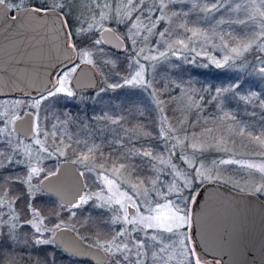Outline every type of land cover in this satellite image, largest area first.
Segmentation results:
<instances>
[{"label": "rangeland", "instance_id": "obj_1", "mask_svg": "<svg viewBox=\"0 0 264 264\" xmlns=\"http://www.w3.org/2000/svg\"><path fill=\"white\" fill-rule=\"evenodd\" d=\"M48 1L52 6L53 0ZM69 1L71 0H61L64 3L62 12L64 15H69L75 23L73 36L78 38L86 35L90 39L85 46H80L77 50L75 61L57 75L56 82L64 76L70 66H76L77 62L91 59L94 65L97 50H102L107 45L104 42L93 45V41L101 39L98 35L101 29L105 27L114 29L124 40L123 48L118 51H122L128 61V70L122 75V82L125 77L130 78L140 70L135 63L139 60L145 68V81L151 85V87H144L147 88L153 103L160 136L157 155L152 156L153 172L147 176V182L137 181L129 172L121 168L123 162L99 163L93 160V156L86 153L88 146H80L81 148L75 144L71 146L69 143L72 141V136L67 132L64 121L57 123L56 126H48L43 120V115L39 111L41 95L33 99L0 98L1 138L9 146L10 157L24 162L27 168L24 181H27V174L33 167L42 169L44 172L39 178H32L31 188L28 183H24L31 195L41 192L39 180L49 173L47 170H51L43 171L42 164L45 159L51 160L54 167L52 170H54L59 161L68 160V154L79 150V161L69 160L74 162L81 171L85 181L84 192L91 195L92 198L89 200H94L100 206L103 205L104 215H107L106 225L119 226L120 231L125 228L128 230L126 235L117 237L115 241L112 236L94 243L106 250L110 248L111 252H108L114 259H118V264H132L137 259H140L142 264H189L187 248L193 246L188 235V227L191 225L193 202H189L187 197L191 195L194 201L203 183L218 182L238 191L256 194L264 201V193L253 191L254 185L264 184V171H262L264 169V125L256 122L234 123L229 119L233 117L224 113L225 111L218 114L208 113L202 106V96L200 99L195 97L188 88L184 90L180 86L176 92H172L173 95L164 96L167 90L162 92L154 85L155 70L159 64H168L171 55L189 54L193 58L206 60L211 64H213L211 58L222 61L225 56H230L232 59L226 67L235 70V73L240 76H243L242 73L249 74V78L258 80L257 85L264 86V73L259 71L261 67H264V15H262L264 3L262 0H173L172 3L164 0L168 4L165 9L167 18L156 24L149 33L147 29L151 27L155 18L165 14L158 10L148 11L154 8L159 0H145V3L141 5L144 11H132L128 0H72L71 4ZM27 2L31 0H23V4ZM173 13L179 15H173ZM102 15L107 19L102 20ZM137 16L140 17L139 20L136 19ZM148 16L152 17V21H149ZM133 23L136 25L135 28ZM186 28L194 30L196 35H193L192 31H186ZM165 29L167 33L161 36L160 33ZM180 40L184 41L186 47L176 45V42ZM244 45L249 46L248 50L242 51L240 55L231 52L232 48L243 49ZM141 49H144V55L159 57V54L163 52L165 56L155 61L145 60L139 55ZM82 51H86L88 55L80 57ZM247 53H252L254 60H251ZM104 59L106 61V57L101 56L100 61L103 62L100 64L101 70L95 68L106 87L109 88L113 84L115 75L107 71ZM162 89L167 88L162 87ZM51 90L55 91L54 87ZM233 92L240 94L238 90ZM73 93L71 97L77 103L82 102L86 97L82 93ZM253 93L256 94L254 98L260 101L261 94L254 91ZM25 111H31L34 114L35 135L28 140L13 128L14 119ZM251 125L255 128L252 129L254 131L249 132L247 128ZM129 147L134 155L142 151L138 144H132ZM222 160L234 162L221 164ZM188 161L194 162L192 167H189ZM172 165L176 167L173 168ZM196 168L203 171L205 176L211 175L213 179H204L203 182L193 179L192 188L185 189L179 194L169 193V199L176 200L181 208H184L187 202L189 220L179 233L148 229L139 223L140 217L148 215V204L143 203L145 199L150 201L158 199L157 191H165L167 187L177 183L183 185L187 182L183 173H191V176H195ZM113 169L117 171L113 172ZM178 173L181 174L178 175ZM106 178L115 183L107 184ZM86 180L89 181V186ZM153 188L155 191L152 190ZM181 195L183 199L180 198ZM129 198L140 206L139 213L132 207ZM125 210L129 220L135 218L137 223H124ZM174 211V209H165L164 215L169 216ZM16 216L11 199L6 194L0 193V221H7L6 224L0 223V230L4 226L8 229L13 225L16 226ZM118 217L120 222L114 223L113 221ZM30 221H32L31 226L36 223L33 217ZM88 221L93 224L91 217H88ZM32 228L35 230L33 226ZM47 228L53 229L52 226ZM24 230L22 251L37 245L34 232H29L28 226H24ZM48 233L45 239L51 240L52 232ZM111 233L113 232L109 234ZM141 242L143 247L136 249L135 245ZM155 242L157 248H155ZM124 243L128 244V250L117 251V246L122 248ZM137 251L141 253L139 257L136 256ZM124 256H128L129 261L125 262Z\"/></svg>", "mask_w": 264, "mask_h": 264}, {"label": "trees", "instance_id": "obj_2", "mask_svg": "<svg viewBox=\"0 0 264 264\" xmlns=\"http://www.w3.org/2000/svg\"><path fill=\"white\" fill-rule=\"evenodd\" d=\"M69 2L71 4L72 0ZM70 26L73 27L74 24ZM72 33L74 34V30ZM89 39L86 35H82L78 38L74 37V42L80 48V46H85ZM103 48L97 50V55L94 56V66L100 71V64L103 63L100 58L101 56L106 57L104 61L107 71L115 75L112 85H123L122 75L128 70L126 56L122 51L107 46ZM246 55L254 60L252 53ZM156 68L154 85L162 92L167 90L164 96L173 95L172 92H176L180 86L184 90L188 88L195 97L200 99L202 96V106L208 113L218 114L225 111L224 113L233 117L229 119L234 123L253 124L252 122H256L264 125V108H262L264 86L257 85L258 80L249 78V74L242 73L243 76H240L233 69L217 68L206 60L193 58L189 54L171 55L168 64L162 63ZM235 84L239 87L233 89L232 86ZM107 87L102 80L100 90L94 93H84L86 97L80 103L74 102L73 97L61 93L53 95L40 102L39 111L48 126H56L57 123L64 121L67 132L72 136V141L69 143L71 146L74 144L78 148L88 146L86 153L93 156V160L99 163L123 162V169L126 172H129L137 181L147 182V176L153 172V162L152 157H145L142 153L150 151L152 156L157 155L160 142L150 94L147 88L141 85ZM162 87L167 89H162ZM217 89L225 91L218 96ZM233 90H238L240 94H235ZM253 91L261 94L259 95L260 101L252 96ZM243 97H249V99H243ZM105 116L108 119H104ZM113 121H118V123H113ZM253 128L255 127L251 125L247 131H254ZM132 144H138L142 150L140 154L134 155L131 152L129 145ZM76 151L68 154L67 158L78 162L79 150ZM9 153V146L0 135V155L10 157ZM14 161L19 160L14 158ZM4 164L5 167L0 168V184L3 185L0 193L6 194L11 199L17 214V224L9 229L5 226L1 227L0 264H24L26 255L22 251V232L25 231L23 220L28 211L26 207L28 191L25 184L19 181L24 179L27 168L23 163H10L7 159ZM42 168L43 171L51 169L47 170L49 172L54 167L52 163L44 161ZM41 174L44 172L41 171ZM86 184L89 186L88 180ZM32 203L38 205L43 201L34 200ZM104 212L105 209L102 206L96 204L94 200H89L73 216L76 229L91 235L100 234L101 228L107 224V215H104ZM88 217H91L93 224H90ZM41 252L37 247L29 249L27 254L29 264H36Z\"/></svg>", "mask_w": 264, "mask_h": 264}, {"label": "water", "instance_id": "obj_3", "mask_svg": "<svg viewBox=\"0 0 264 264\" xmlns=\"http://www.w3.org/2000/svg\"><path fill=\"white\" fill-rule=\"evenodd\" d=\"M3 8L5 6H0V96L44 92L53 84L55 72L72 57V51L64 46L58 54L48 53L53 50L52 32L30 29V25L12 21L6 17ZM24 10H20V15L27 12ZM53 15L62 20L61 15ZM37 18V15L29 16L30 22L40 20L42 16ZM99 35L114 50L124 46L123 38L112 28L101 29ZM42 38L51 43L43 49L40 47ZM69 82L77 91L96 90L101 85L98 72L86 61L77 65ZM33 119V112L26 111L14 119L13 127L29 139L34 135ZM45 177L41 180V188L56 193L64 202L67 201L64 196L71 191L68 187H74L80 194L85 186L81 171L70 160L61 161L56 171ZM191 210V238L195 249L219 258V264H264V201L256 194L218 182H205L200 186ZM62 230L71 232L70 238L76 244L72 250L75 255L96 262L106 261V255L99 247L84 244L68 229H59L57 234Z\"/></svg>", "mask_w": 264, "mask_h": 264}, {"label": "snow or ice", "instance_id": "obj_4", "mask_svg": "<svg viewBox=\"0 0 264 264\" xmlns=\"http://www.w3.org/2000/svg\"><path fill=\"white\" fill-rule=\"evenodd\" d=\"M172 2H173V0H168V3H172ZM144 3H145V0H128V5L132 9V11H144V9L141 7V5H143ZM262 3H264V0H262ZM22 4H23V0H18V2H17V0H0V6H5L10 11L17 10ZM167 7H168V4L165 3L164 0H159V2L154 6V8L148 9V11L158 10L161 13H165V9H167ZM213 7H215V5ZM63 8H64V3L61 2V0H53L52 7L50 9H45V13H47L48 11L61 12V11H63ZM205 10H208V9H205ZM32 11L37 12L38 9L33 8ZM173 15H179V14L173 13ZM262 15H264V13H262ZM13 18H15V17H13ZM166 18H167L166 13L164 15L157 16L155 18V21L151 24V27L148 28L147 31L149 33H151L152 28H155L156 24L161 23ZM101 19L102 20L107 19V17L102 15ZM136 19L139 20L140 17L137 16ZM148 19H149V21H152L151 16H148ZM121 22H123V21H121ZM135 27H136V25H135V23H133V28H135ZM185 30L186 31H192L193 35H196V32L192 29L186 28ZM166 33H167V29H165L164 32H161L160 35L164 36ZM133 42L135 43V41H133ZM102 43H103L102 39H97V40L93 41V45H100ZM176 45H178L179 47H186L183 40L177 41ZM170 47H174V46L170 45ZM248 47H249L248 45H244L243 49L234 47L231 49V52L235 53L236 55H240L242 51H247ZM87 55H88V53L86 51H82L80 53V57H84ZM139 55L143 56V58L145 60L155 61L159 58H163L165 56V53L161 52L159 54V57L154 56V55H144V49H141L139 52ZM230 59H232V57H230V56H225L222 61L216 60L215 58H211V62L213 64H215V66L217 68H224L228 65ZM86 62L89 64H93V61L91 59H88ZM135 63L139 67L140 70L137 71L130 78L125 77L123 85L115 84V85H112L111 87L119 88L122 86H136V85L151 87V85L149 83H146V81H145L144 65L140 64L139 60H136ZM75 71H76V66H70L68 68V71H66L64 73V76L62 78H59L57 80L56 84L53 86L55 91L49 90L46 95L41 94L40 100L47 99V98H49L53 95L59 94V93L66 94L69 97L73 96L74 93L71 90V87L69 86L70 82L68 81V77L72 73H74ZM259 71L261 73H264V67H261L259 69ZM238 87H239V85H233L232 86L233 89L238 88ZM223 91H225V90L217 89V95L218 96L221 95ZM255 95H256L255 93H252V96H255ZM243 99H249V97H243ZM38 103H39V100H38ZM159 103H162V102H159ZM262 106H264V104H262ZM103 118L108 119V117H106V116ZM113 123H118V121H113ZM193 147H195V146H193ZM138 154H140V153H138ZM142 155L145 157H152V153L150 151H145L142 153ZM6 159L10 163L11 162L24 163L23 161H14V158H12V157L0 155V168L5 167L4 161ZM233 162L234 161H224V160L220 161L221 164L233 163ZM193 163H194L193 161H188L189 167H192ZM123 167L124 166L121 165V168H123ZM172 167L175 168L176 166L172 165ZM41 171H42V169H38V168L33 167L31 169V171L28 172V174H27V177H28L27 181L21 180L19 182L28 183L29 187L31 188L30 182H31L32 178L40 176ZM115 171H117V170L113 169V172H115ZM194 171H195V176H191V173H183V175L185 176V179L187 181L183 185L177 183L174 186L167 187L165 191H157L156 195H157L158 199H155L152 201L145 199L143 201V203L148 204V209H147L148 215L140 217L139 223L145 225V227L148 229H157V230L164 231L167 233H173V232L179 233L180 230L185 226V224L189 220L188 212H187V204L184 205V208H181L176 200L169 199V193L179 194V193H182L185 189L192 188V180L193 179H198L201 182H203L204 179H213V177L211 175L205 176L204 172L201 171L199 168L194 169ZM262 171H264V169H262ZM180 174L181 173H178V175H180ZM189 177H191V178L189 179ZM45 178H47V177H45ZM9 179H11V178H9ZM106 182H107V184H110V185L115 183L112 180H107V178H106ZM2 189H3V185L0 184V190H2ZM152 190L155 191V188H153ZM253 191L257 192V193H264V184L254 185ZM91 198H92L91 195L85 191L83 194H81L79 196L77 202L72 204L69 207V210H71L72 208L81 207L82 205L86 204L88 202V200ZM180 198L183 199L184 197L181 195ZM187 200L189 202H193V197L191 195H189L187 197ZM129 201L132 204V207H134L136 209V212L139 213L141 210L140 206L137 205L135 203V201H131L130 198H129ZM117 203H119V201H117ZM101 206H103V205H101ZM30 208H31V206H30ZM165 209H174L175 211L172 212L169 216H165L164 215ZM31 212H32L33 220L36 221V223L33 224L32 226L35 228V232L38 234L35 238V243L38 245L54 243L53 240L41 238L42 234H43V232H50L51 233V232H54L56 230H59L62 227L63 222H61L60 224L54 225L53 229H49L46 226H43L45 217H43L38 210H36L35 208H31ZM123 221L126 224L137 223V220L135 218H133L132 220H129L127 210H125ZM113 222L114 223L120 222V218L118 217L117 220H115ZM0 223L6 224L7 221H0ZM28 223L31 224L32 221H28ZM13 227H15V225H13ZM133 231H135V229H133ZM127 232H128L127 228L123 229V231L117 232L116 235L113 236V241H115V239L117 237L126 235ZM142 247H143L142 242L137 243L135 245L136 249H140ZM107 250L109 252H111L110 248ZM126 250H128V244L127 243H124L122 248L119 245L117 246V251L124 252ZM187 252L189 253V264H201V258L196 256L193 248L188 247ZM140 255H141V253L139 251H137L136 256L139 257ZM123 260L125 262H127V261H129V257L124 256ZM52 264H55V258L54 257H53ZM132 264H142V262L140 259H137L136 261L132 262ZM204 264H207V261H205Z\"/></svg>", "mask_w": 264, "mask_h": 264}, {"label": "flooded vegetation", "instance_id": "obj_5", "mask_svg": "<svg viewBox=\"0 0 264 264\" xmlns=\"http://www.w3.org/2000/svg\"><path fill=\"white\" fill-rule=\"evenodd\" d=\"M49 4L50 3L48 0H42L41 2H39L38 0H31V2H27L25 4H22L15 11H10L7 7H5L6 11L4 8L3 9L6 13V17L8 19H11L12 21L18 22V23L26 25V26L30 25V29L37 28L39 30H45L46 29V30L51 31L53 34L52 39L54 40L52 43L53 50H49L48 53L50 51H54L58 54L59 52H61L62 49H64V46H65V47H68L72 51L71 52L72 57L70 59H68V61H65L60 66V68L55 72V74L53 75V81H54L53 84L48 89H46L44 92H38L36 94H17V95H9V96H0V98H10V97L14 98L15 97V98L33 99L34 97H37L41 94H45L49 90H51V88H53V86L56 84V77L61 72V70L66 68L67 66H69L70 64H72L75 61V58L77 55V50H79V48L77 47V45L74 42V36L72 33V30L75 29V26H73V27L70 26V24H75V23L72 21L73 19L71 17L64 15L62 11L61 12L48 11L47 13H45V9H50L52 7ZM33 8L38 9V11L37 12L32 11ZM21 9H25L24 11L27 10V12L20 15ZM53 13H57L58 15H61L62 20H59V18H56L53 15ZM30 15H33V16L37 15L38 16L37 19H39V16H42V19L30 22L31 21V20H29ZM21 16H23V17L21 18ZM13 17H15V18H13ZM65 40H66V43H65ZM50 44L51 43L48 44L46 42V40L44 38H42V42H41L40 47L43 49L44 46H49ZM50 55L54 56L55 54L50 53ZM77 63L79 64L80 62H77ZM77 65H76V67H77ZM93 67L95 68L94 65H93ZM96 71H97V69H96ZM72 74H71V76H72ZM98 74H99V72H98ZM71 76H70V78H71ZM99 76H100V74H99ZM100 79H101V85L96 90L77 91V90H74L71 87V85H70V87L72 88L73 92L82 93V94L94 93V92L99 91L101 86H102V78L100 77ZM69 81H70V79H69ZM33 121H34V119H33ZM33 130H34V122H33ZM17 133L19 135H21L22 137H24L19 132H17ZM34 135H35V130H34ZM34 135L31 138H33ZM31 138H29V139H31ZM25 139H27V138H25ZM45 162L51 163V160L49 158H47V159H45ZM60 162L61 161L58 162V164L54 170L49 171V173L45 174L39 180V187H40L41 192H37L33 195H31L28 192V194H27L28 203L26 205L28 211H27V214L25 216V219L23 220L24 221L23 226H25V227L28 226L30 228V231L34 232L35 237L38 235L35 232V230L32 228L31 224L28 223V221H30L31 218L33 217L32 212H31V208H35L36 210H38L40 212V214L43 217H45L44 225L46 227H51V226L54 227V225L60 224L61 222H63V225L60 229L71 230L75 233L76 237L79 238L84 244L99 247L103 251V253L106 255V261L96 262L89 257L75 255L72 252V250L76 247V244L70 238L71 232H69L67 230H62L59 234H57L58 230H56V231L52 232V234H51V240H53L54 243L44 244V245H38L37 244L35 246L38 248V250L42 251L41 254L37 257V263L36 264H50L53 261V257L55 258V264L58 262H59V264H65V262L67 260H68V263H66V264H77V263L78 264H118V259H114L113 256H110V253L108 252V250H106L105 248L98 246L94 243L98 242L100 240L103 241L109 237L116 235V233L120 231L119 226L104 225L102 230H101L100 235L94 236V235L89 234L88 232L87 233L79 232L76 229V226L74 225V220H73L74 214H76V211L78 209H81L86 204L82 205L79 208H72L71 210H69V207L72 204L77 202L79 196L81 194H83L85 186H84V189L81 191L80 194L76 193V189L74 187H68L71 191L64 196V198L67 199L66 202L62 201L56 193L48 192V191H45L41 188V185H40L41 180L45 176L53 174L56 171ZM83 181H84V178H83ZM84 185H85V181H84ZM34 200H42L43 203L36 205L35 203L34 204L32 203V201H34ZM30 206H31V208H30ZM191 231H192V229H191V225H190L188 227V235L190 236L192 246H193L192 248L194 249L196 256L201 258V263L204 264V262L207 261V264H219V262H220L219 258H217L213 255H209L205 251H198L197 249H195V247L193 245V240L191 238ZM110 232H113V233L109 234ZM48 235H49L48 232H43L41 238L45 239L46 237H48ZM155 248H157L156 242H155ZM28 253H29V250L24 251V254L26 255L24 258V262H23L24 264H29V262H28L29 258L27 256ZM182 263H183V261H182Z\"/></svg>", "mask_w": 264, "mask_h": 264}]
</instances>
